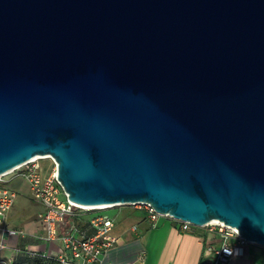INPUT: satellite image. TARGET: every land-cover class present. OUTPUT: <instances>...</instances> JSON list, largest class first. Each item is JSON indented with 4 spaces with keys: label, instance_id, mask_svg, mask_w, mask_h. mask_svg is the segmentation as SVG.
I'll return each mask as SVG.
<instances>
[{
    "label": "water",
    "instance_id": "water-1",
    "mask_svg": "<svg viewBox=\"0 0 264 264\" xmlns=\"http://www.w3.org/2000/svg\"><path fill=\"white\" fill-rule=\"evenodd\" d=\"M42 156L264 247V0H0V175Z\"/></svg>",
    "mask_w": 264,
    "mask_h": 264
},
{
    "label": "built area",
    "instance_id": "built-area-1",
    "mask_svg": "<svg viewBox=\"0 0 264 264\" xmlns=\"http://www.w3.org/2000/svg\"><path fill=\"white\" fill-rule=\"evenodd\" d=\"M44 158L51 159V157H36L0 175V251L7 248L6 238L24 235L22 229L8 226V215L17 196V192L7 186L6 176L9 175L12 178L18 177L24 180L29 186L32 199L43 207L38 214L44 231L42 239L50 243L59 240L61 244L58 252H40L28 248L18 250V252L31 262L39 261L43 264H102L103 255L116 242V237L113 235L115 223L112 218L103 213L93 216L88 222V228L91 231L89 234L87 229L82 230L72 225L60 235L58 227L69 215H75L81 211H101L108 208L84 209L70 201L68 194L57 179L52 159V169L46 174L42 172L40 160ZM133 206L143 210L152 224L161 217H167L177 221L181 230H188L194 226L188 221L161 214L149 204L139 203ZM195 227L203 228L208 233L201 264H231L234 258L245 256L246 247L249 244L255 245L241 237L236 228L223 223L209 222ZM3 264H30V262L7 260Z\"/></svg>",
    "mask_w": 264,
    "mask_h": 264
},
{
    "label": "crops",
    "instance_id": "crops-1",
    "mask_svg": "<svg viewBox=\"0 0 264 264\" xmlns=\"http://www.w3.org/2000/svg\"><path fill=\"white\" fill-rule=\"evenodd\" d=\"M22 181L24 189L19 191L11 187L17 196L8 215V226L22 229L24 235L6 238L7 248L0 251V264L7 260L43 264L27 260L18 250L58 252L61 248L59 240L50 243L42 239L44 231L38 214L43 207L32 199L28 184ZM18 193H21L19 200ZM116 207L108 208L112 211L106 213L114 220L116 242L103 255L102 264H201L208 237L205 229L191 226L188 230H181L177 221L167 217H161L152 224L144 211L136 206ZM97 214L102 213L81 211L69 215L59 224L58 233L62 235L76 225L82 230L87 229L89 234L88 222ZM256 253H260L258 248L247 246L245 256L234 258L231 264H257L253 257Z\"/></svg>",
    "mask_w": 264,
    "mask_h": 264
},
{
    "label": "rangeland",
    "instance_id": "rangeland-1",
    "mask_svg": "<svg viewBox=\"0 0 264 264\" xmlns=\"http://www.w3.org/2000/svg\"><path fill=\"white\" fill-rule=\"evenodd\" d=\"M40 165L42 167V172L46 174L47 172H49L52 169L53 162L49 158H44V159L40 160ZM6 181H8L7 186L15 188L17 190L19 189V191L25 188V185L23 183H20V181L23 182L21 178H18V177L12 178V176L8 175V176H6ZM18 194H19L18 195V200H19V198L21 197V195H20L21 193H18ZM123 206L128 207V208H133V205H131V206L130 205H123ZM112 208H117V207H112ZM110 211H112V210L111 209H109V210L105 209V210H101L99 212L106 214ZM248 246L249 247L253 246L254 248H258L260 250V253L253 254V257H255V259H257V261H258L257 264H262V262H264V248L258 247L255 245H250V244Z\"/></svg>",
    "mask_w": 264,
    "mask_h": 264
},
{
    "label": "bare ground",
    "instance_id": "bare-ground-1",
    "mask_svg": "<svg viewBox=\"0 0 264 264\" xmlns=\"http://www.w3.org/2000/svg\"><path fill=\"white\" fill-rule=\"evenodd\" d=\"M42 157H48V156H42ZM11 170H9V171H11ZM77 205L80 206L81 208H84V209H95V208H108V207H111V205H109V206L108 205H102V206H83V205H80V204H77ZM211 222L223 223V222H221L219 220H213Z\"/></svg>",
    "mask_w": 264,
    "mask_h": 264
},
{
    "label": "trees",
    "instance_id": "trees-1",
    "mask_svg": "<svg viewBox=\"0 0 264 264\" xmlns=\"http://www.w3.org/2000/svg\"><path fill=\"white\" fill-rule=\"evenodd\" d=\"M35 262H39V261H35ZM41 263V262H40Z\"/></svg>",
    "mask_w": 264,
    "mask_h": 264
}]
</instances>
